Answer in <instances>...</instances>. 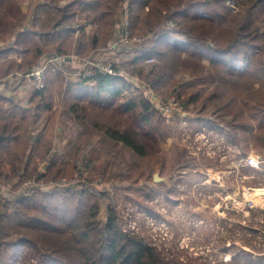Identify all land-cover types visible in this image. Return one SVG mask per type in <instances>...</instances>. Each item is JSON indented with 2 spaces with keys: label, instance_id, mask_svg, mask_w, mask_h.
Segmentation results:
<instances>
[{
  "label": "trees",
  "instance_id": "16d2710c",
  "mask_svg": "<svg viewBox=\"0 0 264 264\" xmlns=\"http://www.w3.org/2000/svg\"><path fill=\"white\" fill-rule=\"evenodd\" d=\"M39 1L30 0L29 6L33 11L44 7L45 12H33L32 24L23 28L8 21L11 11L1 12L11 0H0V29L12 35L20 27L16 49L1 51L17 57L0 62V80L29 71L46 54L90 57L110 43L118 8L125 3L129 36L154 37L132 60L131 76L145 80L156 96H176L202 122L213 117L231 137L238 130L249 131L253 147L264 148V0ZM15 9L23 19L25 14ZM170 22L174 28L159 30ZM153 56L160 65H142ZM182 69L189 71L188 78L177 77ZM58 96L70 102L68 110L77 122L63 148L53 151L44 131L30 128L28 122L44 123ZM0 102V177H18L8 195L0 188V264H191L167 258L156 245L123 230L108 192L89 184L97 175L108 182L137 183L150 179L159 163L147 140L165 142L169 129L139 86L96 68L91 77L65 80L60 67L50 63L44 86L33 91L29 108L11 98L0 97ZM105 109L112 116L119 114L114 125L92 113ZM102 144L103 150L119 145L132 158L114 168L112 162L97 165ZM79 160L89 171L84 177ZM75 174L83 183L50 185ZM31 176L38 184L25 188ZM102 206L104 219L99 216ZM263 259L259 255L258 264H264Z\"/></svg>",
  "mask_w": 264,
  "mask_h": 264
},
{
  "label": "rangeland",
  "instance_id": "374dc122",
  "mask_svg": "<svg viewBox=\"0 0 264 264\" xmlns=\"http://www.w3.org/2000/svg\"><path fill=\"white\" fill-rule=\"evenodd\" d=\"M29 2L11 0V3L6 2L1 12L11 11L9 22L29 24L28 19H32L31 12L34 9L29 6ZM13 3L17 4L14 8L11 7ZM17 6L25 14L23 19L16 12ZM77 17L79 19L81 16ZM170 28L171 25L166 23L159 30ZM9 34L8 29H0V39L7 36L15 39L16 33ZM116 34L117 31L114 36ZM137 36H146L140 40L142 48L148 47L154 40L151 33ZM110 44L103 47L114 50L115 55L108 61L114 64L118 74L139 86L159 109L169 129V137L159 144L152 139L147 140L160 163L155 166L150 179L132 184L126 181L108 182L97 175L89 184L108 192L118 210V222L123 230L156 245L167 258L177 257L191 264H258V256L264 255V148L253 147L249 131L238 130L231 137L213 117L206 116L205 122H202V118L187 112L176 96H156L145 80L130 74L134 66L131 64L135 57L134 47L119 45L118 49H114L109 48ZM68 56L78 62L81 59L75 54ZM152 58L153 61H147L149 58H146L142 65L161 64L158 57ZM80 68L82 65L74 69L66 63L60 70L65 80H71ZM189 76L187 69L177 73L178 78ZM172 96L177 105L169 103L168 99ZM69 104L65 97L58 96L53 113L44 123L28 122L30 128L38 127V130L44 131L47 146H51L53 151H60L75 129L77 121L75 114L68 110ZM177 106L182 107L183 117ZM92 113L112 125L119 118V114L112 116L106 109L105 114L97 110H92ZM127 122L128 125L132 124L130 119ZM103 146L97 147L98 156L94 162L97 165L112 162L114 168L117 163L128 162L132 158L131 153L119 145L113 148H108V145L105 150ZM85 156L86 153L81 157ZM78 163L82 176L88 175L84 160ZM5 170L7 172L8 167ZM157 172L161 177L169 176L167 181L154 183L153 175ZM61 178L70 182L68 186L83 183V179L75 174L58 177L50 185L58 186L57 181ZM17 179L0 177V188L4 195L10 193ZM27 180L30 183H25V188L38 184L35 177H28ZM99 216L105 218L104 206Z\"/></svg>",
  "mask_w": 264,
  "mask_h": 264
},
{
  "label": "built area",
  "instance_id": "2783aa9c",
  "mask_svg": "<svg viewBox=\"0 0 264 264\" xmlns=\"http://www.w3.org/2000/svg\"><path fill=\"white\" fill-rule=\"evenodd\" d=\"M171 25V28H174L173 23H169ZM128 25H129V16H128V9L123 3L122 7L118 8V22H117V34L111 39L109 48L118 49L120 46H127V45H134V44H140V40L142 37L146 36H134L130 37L128 33ZM154 58L150 57L147 59V61H153ZM65 62V57L59 55H49V56H42L40 60L29 70L24 73H17L16 76L20 78L28 79L32 82L33 88L40 89L44 86L45 83V77H46V71L48 68V65L50 63H54L58 67H61ZM98 69L104 73L116 75L118 74L117 69L114 67V64L108 60L102 61V60H85L84 66L79 69L78 72L75 73V75L80 79L81 77H91L93 75V70ZM169 103H175L177 105V101L175 100V97L172 96L168 99ZM167 102V100H166ZM178 110H180V113L182 114V107L177 106ZM183 120V119H182ZM30 183V181L26 182ZM58 186H68L70 185V182H68L66 179L61 178L57 181Z\"/></svg>",
  "mask_w": 264,
  "mask_h": 264
},
{
  "label": "crops",
  "instance_id": "0c3cea01",
  "mask_svg": "<svg viewBox=\"0 0 264 264\" xmlns=\"http://www.w3.org/2000/svg\"><path fill=\"white\" fill-rule=\"evenodd\" d=\"M39 2L41 4L45 3L42 0ZM45 10L46 8L44 7H41V6L36 7V9L31 12L32 17H33V12H35L36 15H42L45 12ZM28 22L30 25L32 24L33 21L32 19H28ZM26 26H27V23L23 24V28H26ZM19 30H20V27L17 26L16 28H14L13 33H16ZM10 37L11 36H7V37L0 39V62L6 58H10V57L16 58L17 57V54L14 52L13 53L7 52L6 54L1 52L4 50L9 51L11 49H16L15 46L13 45L14 39ZM132 46L134 47V50H135L134 51L135 54L133 56L137 55L139 50H142V45L134 44ZM147 46H149V44ZM144 48H146V46ZM114 55H115L114 50L103 48V49L96 50V52H94L90 57H87L86 59L91 58L92 60L105 61V60L111 59ZM65 60H67L66 57H65ZM70 60L72 61L70 65L74 69H78L81 65L84 66V62H85L84 58L83 59L81 58L79 62L77 60H74V58L72 59L71 57H70ZM70 60H67V61H70ZM70 79H71L70 81H77L78 77L75 74H73V77ZM33 91H34V88L30 80L25 79V78L24 79L20 78L14 74L10 75L8 78L4 80H0V97L13 99L21 108H24V109L29 108V100L31 98ZM1 106L2 105L0 102V107ZM8 170H9V167H8Z\"/></svg>",
  "mask_w": 264,
  "mask_h": 264
},
{
  "label": "water",
  "instance_id": "95a60500",
  "mask_svg": "<svg viewBox=\"0 0 264 264\" xmlns=\"http://www.w3.org/2000/svg\"><path fill=\"white\" fill-rule=\"evenodd\" d=\"M66 59L67 60H70V57L68 56V57H66ZM169 178V176H165V177H161L160 175H159V173L157 172V173H154V175H153V181L156 183H158V182H165V181H167V179Z\"/></svg>",
  "mask_w": 264,
  "mask_h": 264
}]
</instances>
